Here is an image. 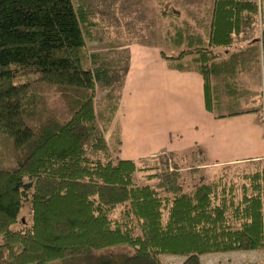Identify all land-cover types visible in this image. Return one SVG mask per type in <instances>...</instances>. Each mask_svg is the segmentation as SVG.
<instances>
[{
    "label": "trees",
    "instance_id": "trees-1",
    "mask_svg": "<svg viewBox=\"0 0 264 264\" xmlns=\"http://www.w3.org/2000/svg\"><path fill=\"white\" fill-rule=\"evenodd\" d=\"M263 12L259 0H212L201 31L182 19L167 47L185 46L160 50L168 66L200 71L215 115L243 111L251 94L238 75L256 57L264 65ZM92 15L83 0H0V107L17 102L22 120L0 131V264H162L163 253L198 264L203 253L264 247V158L237 186L197 178L206 161L192 149L171 168L160 153H114L104 132L118 94L107 88L96 103ZM252 44L260 57L242 55ZM262 105L264 90L245 110Z\"/></svg>",
    "mask_w": 264,
    "mask_h": 264
},
{
    "label": "rangeland",
    "instance_id": "rangeland-1",
    "mask_svg": "<svg viewBox=\"0 0 264 264\" xmlns=\"http://www.w3.org/2000/svg\"><path fill=\"white\" fill-rule=\"evenodd\" d=\"M83 1L92 9V18L95 21L93 27L100 35V39L86 43L89 57L104 60L105 63L117 60L112 61L114 64L108 83L98 84L95 90L97 104L100 103V97L107 88L117 93L118 99L121 96L119 113L114 123L116 127L114 133L117 132L120 139L115 141L113 131L105 134L108 143L115 146L114 153L117 156L133 159L132 156L146 151L150 146L166 145L167 148L171 146L173 147L169 148L171 150L156 152L168 157L171 168L170 161L180 160L183 150L192 149L197 155L203 153L206 160H223L256 153L260 149V144H263L261 138L264 135L262 110H249L225 116H216L212 110H208L209 117L206 119L201 117L197 120L196 126L189 128L186 123L179 124V121L185 118L178 120V109L172 106L175 102L171 103L174 98H178V92H170L172 87L178 84V80L175 78L165 80L163 92L157 83L146 81L147 79L144 78L146 68L151 69V66L156 64L154 62L156 53L152 48L158 46V49L163 48L166 53H175L179 49L178 46H185L184 43L181 45L177 43L172 50L166 45L170 38L178 40V24L182 23V19L188 20L201 31L203 24H198V19L202 21L208 19L212 0ZM260 4L263 7L264 0ZM249 32V38L254 34L258 35L259 27H254ZM134 41H140L142 46H137L136 52L132 51L130 56L128 46ZM146 45L150 47L145 48ZM250 46L256 45H249L242 55L256 54L260 57L259 51L256 53L255 50L257 46L253 49ZM91 52L97 53L91 55ZM255 59L251 61L249 70H244L238 75V86L249 88L251 93L248 99H246L247 95L242 97L239 107L263 102L264 65L261 58L257 64L256 61L254 62ZM130 61L143 62L142 70L140 71L139 65L127 70ZM227 97L223 99V103L226 102ZM233 107L237 108V106ZM263 107L262 105V109ZM222 111L227 112V109L223 108ZM95 113L98 118L99 109L96 108ZM21 123L17 102H7L0 107V131L14 130ZM131 126L135 132L129 130ZM121 128L124 137H121ZM244 132L246 137L243 136ZM180 136H182L181 144L178 145ZM245 166L231 164L208 169L202 167L196 176L210 179L222 174L224 176L222 179L227 183L233 181L238 186L244 179L240 173L247 170ZM135 178L141 180L139 174H136ZM184 178L187 181L191 176L185 172ZM22 209L21 214H25L26 204ZM182 259L183 256L179 254H161L162 264H181ZM51 264L62 263L54 259ZM199 264H264V247L203 253L200 255Z\"/></svg>",
    "mask_w": 264,
    "mask_h": 264
},
{
    "label": "crops",
    "instance_id": "crops-1",
    "mask_svg": "<svg viewBox=\"0 0 264 264\" xmlns=\"http://www.w3.org/2000/svg\"><path fill=\"white\" fill-rule=\"evenodd\" d=\"M259 1L263 2V0H259ZM261 7H262V5H261ZM263 7H264V5H263ZM117 31H115V34ZM94 40H97V39H91L88 41H94ZM137 46H142L140 41H134V42H132L131 46H128V52H129L130 56H131L132 51L136 52ZM166 46H168V44ZM149 47L150 46H148V45L145 46V48H149ZM157 47L152 48V50L156 53V60L154 61V62H156V64L151 66V69H150V67L146 68V70L144 71V78L147 79L146 81H152V82L157 83L163 89V92H164V81L165 80L172 79V78L177 79L178 84L175 87H172V90L170 91V92H175V93L178 92V98H174L173 101H171V103L175 102V104L172 106L174 109H176V110L178 109V120H180L182 117L185 118L182 121H179V124L183 125L186 123L189 128H191V126L194 127V126H196L197 120H200L201 117L203 119H206L207 117H209L208 112L211 111L205 105V90H204V84H203V81H204L203 76L200 73V71L197 70L196 68L180 69L178 67L168 66L167 59L164 56H162V54L160 52L161 48L158 49ZM169 49L173 50V48H170V47H169ZM144 52H145V50H144ZM96 53L97 52H95V54ZM162 57H164V58H162ZM112 61H115V60H112ZM112 61H110L111 63L107 62L108 63L107 64V63H105L104 60L96 59V66L95 67L100 66L99 68L103 69L101 74H104V78L98 80L97 85L101 84L103 82H108L109 77L111 76V71H112V67H113L112 65L114 64V62H112ZM257 63L258 62L256 61V64ZM134 65H136V66L139 65L140 71H141L144 64H143V62L141 63V62L130 61L128 63V69L127 70L132 68ZM212 76H214L213 79H212ZM209 78H210V80L214 81L216 79V76L213 74H210ZM249 91H250V89H249ZM226 96L227 95H224L223 99H225ZM248 98L249 97L247 96L246 99H248ZM118 100L119 101H118V105H117V108L115 110L114 116H113L109 126L107 127L106 131L104 132V135H105V134L113 131V134L115 135V140H116V136H118V134H117V132L114 133V131L116 129L114 123H115L116 117L119 113V104L121 102V96L119 97ZM248 105H250V104L241 106L243 111L237 112V113H242V112L246 111L245 108L248 107ZM165 106H166V104L164 105V107ZM213 114H214V112H213ZM232 114H236V113H232ZM225 115H227V114L219 115V116H225ZM216 116H218V115H216ZM210 119H212L211 115H210ZM129 130L131 132H135V130L132 126H131V128H129ZM239 130H240V128H239ZM118 131H119V129H118ZM178 132H180L179 129H178ZM123 133H122V128H121V137H124ZM210 135L212 136V133H210ZM243 136L246 137V132H244ZM105 138H106V135H105ZM119 139H120V137H119ZM181 139H182V136L178 137V145L181 144L180 143ZM261 140L263 141V144H260V149L256 153L244 154V155L237 157V158H230V159H223V160H217V159L206 160V157L204 155V160L206 161V163L204 164V168L208 169L211 167H213V168L223 167V166L231 165V164L232 165L243 164V165H246L245 167L249 168V167L254 165L255 161H257L258 159L264 158V135L262 136ZM112 146H114V145H112ZM169 148H173V147L170 146ZM169 148H167L166 145H160V146H156V147L150 146V147H148V149L146 151L138 152L137 154H135L132 157H133V159H136V158H139L141 156L152 155V154H155L156 152H160L163 150H171ZM178 148H180V147H178ZM121 158H123V157H121ZM129 159H132V158H129ZM199 263H200V256H199Z\"/></svg>",
    "mask_w": 264,
    "mask_h": 264
}]
</instances>
